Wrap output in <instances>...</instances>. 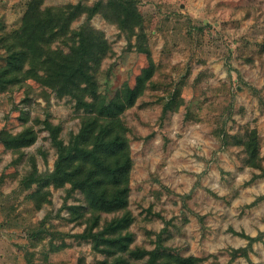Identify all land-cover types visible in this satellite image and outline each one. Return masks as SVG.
Returning a JSON list of instances; mask_svg holds the SVG:
<instances>
[{
  "label": "rangeland",
  "instance_id": "374dc122",
  "mask_svg": "<svg viewBox=\"0 0 264 264\" xmlns=\"http://www.w3.org/2000/svg\"><path fill=\"white\" fill-rule=\"evenodd\" d=\"M31 1L0 0V68ZM78 4L98 11L72 19L70 39L50 44L68 52L82 27L104 36L108 49L95 71L100 95L110 99L135 84L148 65L140 43L155 62L145 90L123 113L134 161L131 247L203 257V264H264V0H42V8ZM88 112L34 78L0 88V131L31 127L38 136L19 151L0 142V264L118 260L94 248L109 245L102 227L93 244L80 236L87 224L69 220L67 205L84 203L80 191L50 186L49 201L42 189L38 205L31 197L38 184H22L33 168L54 169L57 152L44 121L58 125L67 143ZM254 129L257 167L242 144ZM119 214H104L101 223ZM122 257L125 264L148 259Z\"/></svg>",
  "mask_w": 264,
  "mask_h": 264
},
{
  "label": "trees",
  "instance_id": "16d2710c",
  "mask_svg": "<svg viewBox=\"0 0 264 264\" xmlns=\"http://www.w3.org/2000/svg\"><path fill=\"white\" fill-rule=\"evenodd\" d=\"M97 11L96 6L83 7L81 4L42 8V0H32L21 28L7 38L6 64L0 68V88L34 78L60 95H71L79 108L89 111L83 117L79 131L67 143L60 137L58 125L47 119L44 121L57 152L54 169L39 174L33 168L22 184L27 188L33 183L38 184L31 194L32 198L38 200V205L44 198L42 189L45 190L44 201H49L50 186L66 189V185H70L67 191H80L83 204L67 205L65 202L69 220L85 222L87 226L80 236L93 244L99 228H103L108 246L112 247L95 245L94 248L110 256H119L117 261L110 264H125L122 255L126 254L134 260L148 256L147 264H203L206 260L203 257L166 253L160 248L148 250L131 247L134 236L129 227L134 217L129 210V197L134 161L123 113L134 105L154 74L155 62L150 49L144 43L139 44V49L148 56V65L137 75L135 84L131 86L126 83L113 97L106 99L97 91L95 76L108 49V43L101 33L82 27L74 32L77 38L68 52L60 47L52 49L50 44L56 36L70 39L67 33L72 19L84 12L91 17ZM127 14L128 17L122 21L124 26L132 21V12ZM138 25H141L140 21ZM89 97L91 100H88ZM37 137V132L31 127L16 133L6 129L0 131V142L16 151L32 145ZM242 144L248 164L257 167L260 161L257 130L249 132ZM121 212L101 223L104 214Z\"/></svg>",
  "mask_w": 264,
  "mask_h": 264
}]
</instances>
